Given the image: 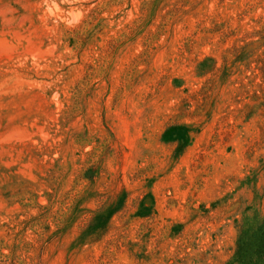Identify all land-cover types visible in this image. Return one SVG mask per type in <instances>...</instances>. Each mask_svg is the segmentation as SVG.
Segmentation results:
<instances>
[{
  "label": "rangeland",
  "instance_id": "rangeland-1",
  "mask_svg": "<svg viewBox=\"0 0 264 264\" xmlns=\"http://www.w3.org/2000/svg\"><path fill=\"white\" fill-rule=\"evenodd\" d=\"M263 234L264 0H0V264H253Z\"/></svg>",
  "mask_w": 264,
  "mask_h": 264
},
{
  "label": "trees",
  "instance_id": "trees-1",
  "mask_svg": "<svg viewBox=\"0 0 264 264\" xmlns=\"http://www.w3.org/2000/svg\"><path fill=\"white\" fill-rule=\"evenodd\" d=\"M259 245L260 246H259L258 251H257L258 256H257L256 261L253 264H259V261L263 258L262 257V255H263L262 254V249H264V234L260 238ZM240 252H241V245H240V243L238 241L236 249H235V253H234V256H233V259L230 262H228V263L229 264H232V263H235V262H239L240 263L242 258H243V257H241V253ZM263 261H264V259H263Z\"/></svg>",
  "mask_w": 264,
  "mask_h": 264
}]
</instances>
